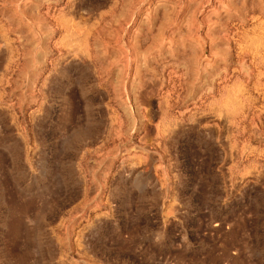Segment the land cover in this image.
Segmentation results:
<instances>
[{
  "label": "rangeland",
  "instance_id": "rangeland-1",
  "mask_svg": "<svg viewBox=\"0 0 264 264\" xmlns=\"http://www.w3.org/2000/svg\"><path fill=\"white\" fill-rule=\"evenodd\" d=\"M0 264H264V0H0Z\"/></svg>",
  "mask_w": 264,
  "mask_h": 264
},
{
  "label": "bare ground",
  "instance_id": "bare-ground-1",
  "mask_svg": "<svg viewBox=\"0 0 264 264\" xmlns=\"http://www.w3.org/2000/svg\"><path fill=\"white\" fill-rule=\"evenodd\" d=\"M230 3V2H229ZM232 6V5H231ZM61 43V42H60Z\"/></svg>",
  "mask_w": 264,
  "mask_h": 264
}]
</instances>
